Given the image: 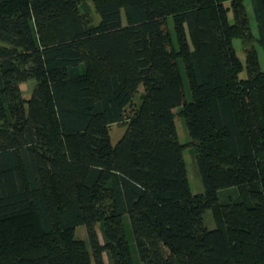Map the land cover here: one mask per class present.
Here are the masks:
<instances>
[{"label": "trees", "instance_id": "16d2710c", "mask_svg": "<svg viewBox=\"0 0 264 264\" xmlns=\"http://www.w3.org/2000/svg\"><path fill=\"white\" fill-rule=\"evenodd\" d=\"M86 1L0 0V264H135L126 225L140 264H264V70L233 46L243 0H90L97 23ZM252 10L264 49V0Z\"/></svg>", "mask_w": 264, "mask_h": 264}, {"label": "rangeland", "instance_id": "374dc122", "mask_svg": "<svg viewBox=\"0 0 264 264\" xmlns=\"http://www.w3.org/2000/svg\"><path fill=\"white\" fill-rule=\"evenodd\" d=\"M242 4H243V13L246 16L247 24H248L246 26L247 27L246 30L249 33L250 37L247 41L243 39L233 40V46H234L235 52L237 56L239 57V59L242 61V63H244L246 59V52L251 48L254 49L257 53V58H258V62L261 67V70H264V49H262V47L260 46L258 42L257 26L254 20L253 10H252L253 5H254V0H243ZM226 6L228 7L230 6L229 2L226 3ZM79 9L81 12H84L87 10L88 14L94 19V22L95 23L98 22V16L90 0H87L84 4L79 5ZM230 15H232L231 12H230ZM169 26L172 31L173 40L175 41V36L172 30L173 24L171 20H169ZM245 77H246V71L244 69L243 72L240 74V78H245ZM34 84L35 82L30 80L21 85L22 96L25 99L29 98L32 92V89L34 87ZM185 86L187 89L186 80H185ZM141 93H142V89H140L139 93L135 96L133 100V106H137V104L139 103V100H140L139 95ZM125 125L126 123L122 122V123L113 124L110 126L109 133H110L111 142L113 144H115L119 140L121 135L126 130ZM177 127H178L179 137L182 140L181 142L187 145V148L184 152V159H185V163L187 167V174H188L191 190L194 194L202 193L203 187H202V183H201L198 170H197V166L195 163L193 150L190 146V139L186 131L183 120L178 117H177ZM259 162H260L261 171L262 173H264V153H262V155L260 156ZM233 197H234V190H225V191L220 192V199L222 201L224 199L226 200L227 198H233ZM203 223H204V226L208 229L215 228L216 224L214 222V216L211 210H207L204 212ZM126 229H127V236H128L129 243H130L131 255L135 260V264H140L138 256H137L136 247L133 242L132 233L130 232V226L127 227L126 225ZM96 231H97L100 242L103 243L101 227L99 223L96 224ZM75 234L77 238H80L84 240L86 243H88L84 226H78L76 228ZM103 258H104L105 264H110L108 261V257L105 253L103 255Z\"/></svg>", "mask_w": 264, "mask_h": 264}]
</instances>
